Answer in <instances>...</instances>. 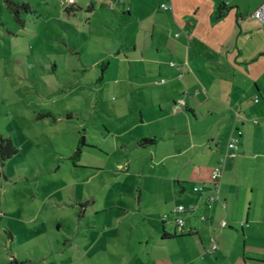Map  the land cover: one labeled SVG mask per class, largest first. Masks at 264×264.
Instances as JSON below:
<instances>
[{
	"label": "crops",
	"instance_id": "crops-1",
	"mask_svg": "<svg viewBox=\"0 0 264 264\" xmlns=\"http://www.w3.org/2000/svg\"><path fill=\"white\" fill-rule=\"evenodd\" d=\"M10 1L31 6L20 15L23 27L28 19L43 17L57 21L64 33H90L94 19L107 31L118 26L120 46L95 64L103 70L91 90L103 89L113 59L120 63L124 56L110 83L117 97L108 106L107 131L111 148L122 156L119 167L142 180L139 200L150 195L143 221L162 229L145 227L140 239L146 240L147 255L130 254L126 264H264V28L252 18L264 0ZM53 1L56 14L49 10ZM159 1L171 9H161ZM221 3L227 6L223 14ZM3 5L10 13L7 0L0 1V9ZM49 22L45 25L52 28ZM146 22L151 28H144ZM1 31L16 35L2 17L0 38ZM67 51L83 68L72 87L81 90L90 67L74 47ZM182 98L185 107L174 111ZM239 130L237 156L225 158ZM223 158L219 199L208 205L212 171ZM196 186L204 194L195 193ZM178 205L197 207L182 214L184 234L172 216ZM213 237L216 251L210 250Z\"/></svg>",
	"mask_w": 264,
	"mask_h": 264
},
{
	"label": "rangeland",
	"instance_id": "rangeland-1",
	"mask_svg": "<svg viewBox=\"0 0 264 264\" xmlns=\"http://www.w3.org/2000/svg\"><path fill=\"white\" fill-rule=\"evenodd\" d=\"M1 9L16 35L1 31L0 137L11 138L17 153L0 161V264H126L130 254L147 255L141 232L162 229L143 221L150 195L139 200L142 180L119 167L123 159L107 131L117 97L110 83L124 56L113 59L103 89L91 90L103 70L95 64L120 46L118 26L107 31L94 19L90 33H64L47 17L23 27ZM64 42L90 67L81 90L72 87L83 68Z\"/></svg>",
	"mask_w": 264,
	"mask_h": 264
},
{
	"label": "built area",
	"instance_id": "built-area-1",
	"mask_svg": "<svg viewBox=\"0 0 264 264\" xmlns=\"http://www.w3.org/2000/svg\"><path fill=\"white\" fill-rule=\"evenodd\" d=\"M69 2L73 3V0H69ZM160 7L163 10L171 9V6L166 5V4H161ZM252 18L255 19L264 28V2L252 14ZM171 64L174 65L173 63ZM255 101L257 102L258 99H256ZM184 107H185V100L183 98L179 99L177 102H175L174 111H178L180 109H183ZM241 136H242V131L239 130L236 136L230 138L229 143H228L229 153L226 154L225 158L226 157L235 158L237 156L238 143H239V139ZM225 158L221 159V163L217 165L212 171V181H213L214 192L212 194L205 195V199H204V202L208 205H211L213 202L219 199L218 192L220 189L221 178H222L221 165L222 163H224ZM194 192L204 194V188L202 186H196L194 187ZM196 209H197L196 206H190L186 208L184 205H178L177 207L173 209L174 223H175V226L178 232L182 234L188 232V228L185 225V220L182 217V214L187 211L194 212L196 211ZM226 224L227 223L225 221L222 222V226H226ZM217 248H218L217 243L215 241V238L213 237L211 238L210 250L216 251Z\"/></svg>",
	"mask_w": 264,
	"mask_h": 264
},
{
	"label": "trees",
	"instance_id": "trees-1",
	"mask_svg": "<svg viewBox=\"0 0 264 264\" xmlns=\"http://www.w3.org/2000/svg\"><path fill=\"white\" fill-rule=\"evenodd\" d=\"M7 8L9 12L14 16V19L23 24L24 21L21 18V13H27L31 11V6L24 2H14L7 0ZM227 10V6L224 3H221L218 7L219 14H223ZM85 144V143H84ZM78 148H81L80 142ZM17 153V149L15 148V144L11 138H2L0 137V161H5L8 158H11ZM79 157V156H78ZM78 157L74 158L77 160Z\"/></svg>",
	"mask_w": 264,
	"mask_h": 264
},
{
	"label": "water",
	"instance_id": "water-1",
	"mask_svg": "<svg viewBox=\"0 0 264 264\" xmlns=\"http://www.w3.org/2000/svg\"><path fill=\"white\" fill-rule=\"evenodd\" d=\"M151 141H145V143H150ZM84 143H85V140L84 139H82V142H81V146H83L84 145ZM80 149H78V151H77V153H76V156H78L79 154H80Z\"/></svg>",
	"mask_w": 264,
	"mask_h": 264
}]
</instances>
